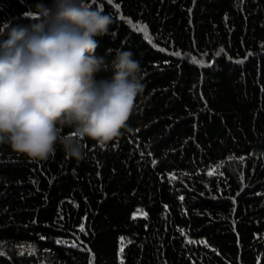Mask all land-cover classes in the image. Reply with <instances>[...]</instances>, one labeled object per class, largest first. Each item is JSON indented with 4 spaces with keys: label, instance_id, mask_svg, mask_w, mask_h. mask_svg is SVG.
Listing matches in <instances>:
<instances>
[{
    "label": "trees",
    "instance_id": "16d2710c",
    "mask_svg": "<svg viewBox=\"0 0 264 264\" xmlns=\"http://www.w3.org/2000/svg\"><path fill=\"white\" fill-rule=\"evenodd\" d=\"M87 3L112 18L96 55L131 52L144 91L80 160L0 144V264H264V0ZM37 4L0 0V40Z\"/></svg>",
    "mask_w": 264,
    "mask_h": 264
},
{
    "label": "clouds",
    "instance_id": "9594fccd",
    "mask_svg": "<svg viewBox=\"0 0 264 264\" xmlns=\"http://www.w3.org/2000/svg\"><path fill=\"white\" fill-rule=\"evenodd\" d=\"M24 16L39 22L0 40V144L42 162L59 143L67 159L80 160L85 138L104 148L130 131L144 91L140 63L124 50L111 62L96 55L97 37L108 34L112 18L87 0H52ZM8 27L0 25V36ZM65 127L72 132L64 135Z\"/></svg>",
    "mask_w": 264,
    "mask_h": 264
},
{
    "label": "snow or ice",
    "instance_id": "6c2138e0",
    "mask_svg": "<svg viewBox=\"0 0 264 264\" xmlns=\"http://www.w3.org/2000/svg\"><path fill=\"white\" fill-rule=\"evenodd\" d=\"M129 23H131V21H129ZM143 30L146 31V26H144V29H143ZM177 55H179V54H177ZM133 218L135 219L136 216L134 215ZM80 230L83 231V230H84L83 227H81ZM121 245H122V246H121L120 251L123 252V241H121ZM90 264H91V262H90ZM121 264H123V261H122V260H121Z\"/></svg>",
    "mask_w": 264,
    "mask_h": 264
}]
</instances>
